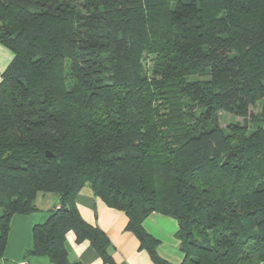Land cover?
Returning <instances> with one entry per match:
<instances>
[{
	"label": "trees",
	"instance_id": "obj_1",
	"mask_svg": "<svg viewBox=\"0 0 264 264\" xmlns=\"http://www.w3.org/2000/svg\"><path fill=\"white\" fill-rule=\"evenodd\" d=\"M0 44L13 53L0 80V264L11 218L38 194L59 208L33 225L25 259L79 264L72 231L116 264L76 208L85 187L154 264L169 263L143 229L152 213L176 221L179 264H264V0H0ZM222 112L242 123L221 128Z\"/></svg>",
	"mask_w": 264,
	"mask_h": 264
},
{
	"label": "crops",
	"instance_id": "obj_2",
	"mask_svg": "<svg viewBox=\"0 0 264 264\" xmlns=\"http://www.w3.org/2000/svg\"><path fill=\"white\" fill-rule=\"evenodd\" d=\"M12 58L13 53L0 44V80ZM57 201L58 197L54 194H38L34 200V212L27 215L16 214L11 218L9 244L4 254L11 264H49L46 257L25 259V254L32 246L33 225L43 223L48 213L57 205ZM75 205L85 222L98 227L106 235L110 242V253L116 264H154L147 252L139 248L135 235L125 230L127 219L124 214L107 207L94 196L90 188L85 187L78 193ZM143 229L158 241L156 253L161 259L169 264H179L182 261L179 241L175 237L177 223L174 219L152 213L144 220ZM64 246L71 263L104 264L88 242L75 241L72 231L66 234Z\"/></svg>",
	"mask_w": 264,
	"mask_h": 264
},
{
	"label": "rangeland",
	"instance_id": "obj_3",
	"mask_svg": "<svg viewBox=\"0 0 264 264\" xmlns=\"http://www.w3.org/2000/svg\"><path fill=\"white\" fill-rule=\"evenodd\" d=\"M151 68V62H146V70L149 71V69ZM260 110V106L259 104H256V106L250 108V113L252 115H255L259 112ZM242 120L240 118L234 117L232 115L226 114V113H220L219 116V126L221 128H226L227 126L231 125V124H241ZM9 244V234H8V240H7V245ZM6 245V246H7ZM5 257V255H4Z\"/></svg>",
	"mask_w": 264,
	"mask_h": 264
},
{
	"label": "water",
	"instance_id": "obj_4",
	"mask_svg": "<svg viewBox=\"0 0 264 264\" xmlns=\"http://www.w3.org/2000/svg\"><path fill=\"white\" fill-rule=\"evenodd\" d=\"M46 156L47 157H53V155L51 153H49V152L46 153Z\"/></svg>",
	"mask_w": 264,
	"mask_h": 264
},
{
	"label": "built area",
	"instance_id": "obj_5",
	"mask_svg": "<svg viewBox=\"0 0 264 264\" xmlns=\"http://www.w3.org/2000/svg\"><path fill=\"white\" fill-rule=\"evenodd\" d=\"M58 208H59V206L57 205V206H56V209H58Z\"/></svg>",
	"mask_w": 264,
	"mask_h": 264
}]
</instances>
